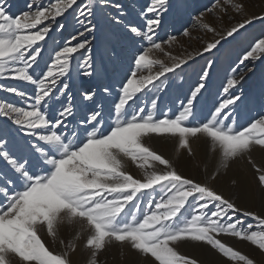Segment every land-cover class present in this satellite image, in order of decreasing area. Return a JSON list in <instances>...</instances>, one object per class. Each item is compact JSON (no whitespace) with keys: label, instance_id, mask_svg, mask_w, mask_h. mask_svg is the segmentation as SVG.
I'll return each instance as SVG.
<instances>
[{"label":"snow or ice","instance_id":"6c2138e0","mask_svg":"<svg viewBox=\"0 0 264 264\" xmlns=\"http://www.w3.org/2000/svg\"><path fill=\"white\" fill-rule=\"evenodd\" d=\"M188 7L185 0L175 4L148 0L136 13L141 21L136 23L114 0H51L47 6L36 0L19 15L8 11L7 0H0V78L34 86L29 95L21 88L0 85L23 101L21 105L0 100L4 121L0 126V264H78L73 259L78 249L87 254L85 264H106L102 257L112 246L134 254L136 259L130 264H202L180 251L186 244L209 247L229 264H257L220 237L250 242L264 254V214L241 208L209 181H216L235 161L247 160L264 193V165L251 158L254 149L264 151V116L242 128L235 127L232 118L237 102H243V83L258 67L261 78L253 98L264 105V36L240 58L243 67L232 69L223 87L225 97L199 122L195 108L207 90L211 60L176 113L157 116L158 97L151 100V110L147 102L137 105L149 86L160 91L167 87L162 77L218 49L227 38L235 39L255 22L264 24V11L249 13L243 0H216L215 7L206 12L227 15L231 11L240 19L218 32L205 22L206 12H200L197 23L218 38L201 51L176 57L165 46L176 41V36L157 42L158 32L174 26V13ZM69 13L83 30L55 50L51 62L37 75L41 42L49 37L57 19ZM103 25L119 29L133 44L148 45L134 49L118 90L102 81L92 54L95 34ZM57 27L63 29L64 24ZM183 35L190 32L185 29ZM121 56L122 49H110L114 64ZM74 60L82 77L92 81L79 91V102L67 82ZM154 68L158 70L153 72ZM232 89L239 94L230 93ZM50 102L60 104L59 109L49 110ZM78 111L82 113L79 119ZM13 125L26 138L22 143L11 134ZM153 136L175 139L178 150L189 156L194 154L190 141L203 138L217 158L214 170L209 172L205 165V181L184 175L147 143ZM130 162L140 170L139 176L127 170ZM231 183L237 186L239 181ZM153 192L159 200L148 199ZM241 214L255 223L246 224ZM64 229L70 230V239L62 235ZM57 244L59 251L51 249Z\"/></svg>","mask_w":264,"mask_h":264},{"label":"rangeland","instance_id":"374dc122","mask_svg":"<svg viewBox=\"0 0 264 264\" xmlns=\"http://www.w3.org/2000/svg\"><path fill=\"white\" fill-rule=\"evenodd\" d=\"M35 2L36 0H7L8 11L13 15H19L25 11H29L28 5L30 3L34 4ZM50 2L51 0H39V3L44 6H47ZM114 2H118L124 6L125 11L129 13L128 19L136 23H141L136 13L148 3V0H114ZM172 2L175 4L177 0H172ZM185 2L189 7L174 13V26H169L166 31L158 32L157 40V42H166L170 36L175 35L176 41L170 45L165 43V46L173 56L181 58L188 54L201 51L207 42H210L214 38H218L215 37L213 33L206 32L195 19L200 12H206V9L214 8L216 0H185ZM243 3L246 4L249 13L259 14L264 11V0H243ZM105 11L113 15L115 14V10L113 9H106ZM221 17H223V19H221ZM239 19L240 17L231 11H229L227 15L220 11L206 12L205 14V22L214 25L218 32L236 23ZM58 24H64V28L59 29L57 27ZM185 29L190 32L189 36L183 35ZM77 30L82 31L83 29L76 23L72 14L69 13L57 19V24L52 26L49 37L41 42L43 51L41 57L38 58L39 67L35 68L37 75L45 68L47 63L51 62L54 51L58 50L65 41L71 40L72 35L76 34ZM95 35L97 39L93 40L92 54L100 71L101 79L104 83H111L113 88L118 90L124 75L129 71V64L132 60L134 49L146 48L148 45L146 42L133 44L123 37L119 29L111 25H103L101 31ZM262 36H264V24L255 22L254 25L249 26L246 31L242 30L241 34L235 39L227 38L222 41L218 49L210 53H204L201 56H196L194 60L189 61L182 69H177L175 73L167 74V78L162 77L161 80L167 85L162 91L149 86V89H146L144 93L140 94L137 105L142 104V102H147L148 110H151V100L158 97L157 116L162 112L169 115L176 113L180 109V102L186 99L190 90L198 82L199 73L207 66L209 60H211L213 61V69L210 73V81L206 84L207 90L203 92L201 98H198V103L195 108L197 117L196 122H199L203 115L207 114L214 105L225 97L226 94L223 92V87L226 86L227 79L232 76V69L238 66L243 67L239 65L240 58L249 49L250 45L257 38ZM89 39H92V36H89ZM73 43H75V41H73ZM113 46L122 49V56L116 64L110 59V49ZM156 55L159 56L160 54L157 53ZM76 56L81 57V54L77 53ZM166 62L170 61L166 59ZM157 70L158 68L152 69L153 72ZM261 71V68L258 67L255 75L249 73L248 76L251 78L247 79L242 85L244 93L242 96L243 102H237L232 117L236 121L235 127L237 128L245 127L253 120L264 116V105L253 98L254 94L257 93ZM80 72L81 70L78 68L77 61L74 60L72 74L67 82L70 84V89L73 95L76 96L77 102H79V91L83 87L92 84L90 78L82 77ZM144 74L147 75V72L145 71ZM156 84L159 85L160 81H156ZM0 85H2L3 88L9 86L21 88L29 95L34 91V86L11 79L0 78ZM3 88H0V100L23 104V101H21L19 97L4 91ZM230 93L239 94V91L238 89H232ZM115 94L114 92L113 99L115 98ZM60 99L62 100L63 97H60ZM110 102L109 100L104 103L107 105L110 104ZM52 107L59 109L60 104L50 102L49 110H51ZM135 107L136 105H133V108ZM81 115L82 113L78 111L77 119H79ZM3 125V118H0V126ZM10 131L21 143L26 139L22 134L15 132L14 125L11 126ZM147 143H149L158 154H163L166 158L172 160L178 170L184 175L197 180L205 181L207 179L203 170L205 165L207 164L208 171L212 172L217 162L216 156L209 151V147L203 138L192 139L190 141L194 153L192 156H189L187 153H182V150H178L177 141L173 138L153 136V138L147 140ZM251 158L258 165H264V151L258 148L254 149L251 153ZM0 167H3L2 162H0ZM127 170L134 176L140 175V170L131 162ZM233 179L239 181L237 186L232 185L231 181ZM209 182L227 197L235 199L236 203L241 208L255 211L257 214H264V193L258 188L255 173L247 160L235 161L226 171L221 173L216 181ZM246 188L251 192L252 199L250 201L251 203L246 202L245 204L243 197ZM159 198L160 196L156 192H153L152 195L148 197V199L155 200H159ZM239 218L244 220L246 224L255 223L251 218L244 217L242 214L239 215ZM62 235L67 239L71 238V233L68 229H64ZM45 239L46 242L50 244V240L46 237ZM220 239L240 251V244L243 241L230 236H221ZM247 245L260 252V250L251 245L250 242H248ZM51 249L59 251L60 247L58 244L51 245ZM246 250L248 252H244V250L240 252L253 258L256 262L258 261L257 264H262L256 256V251H250L247 247ZM180 251L198 258L202 264H221V262L219 263L217 261L219 259L216 258L214 254L216 252L206 246L186 244L181 246ZM86 258L87 254L79 249L73 257L78 264H85ZM102 258L106 261V264H130V261L136 259L134 254L130 253L127 249H120L118 246L108 248ZM140 264H143V261H141Z\"/></svg>","mask_w":264,"mask_h":264},{"label":"bare ground","instance_id":"6f19581e","mask_svg":"<svg viewBox=\"0 0 264 264\" xmlns=\"http://www.w3.org/2000/svg\"><path fill=\"white\" fill-rule=\"evenodd\" d=\"M182 153H187L185 150H182L181 151ZM250 189V188H249ZM249 190L246 188L245 190H244V197H243V199H244V203L246 204V202L247 203H249L250 201H251V199H252V196H251V192L249 191ZM251 203V202H250ZM244 204V205H245ZM252 208V207H251ZM244 209V208H243ZM244 221V220H243ZM243 242H244V244H243ZM241 244H240V251L241 250H244V252H248L247 250H246V247L250 250V251H256V256L258 257V260H260L261 262L260 263H262V264H264V254H262L261 252H258L257 250H255L254 248H252V247H250L249 245H247L248 244V242L247 241H243ZM247 243V244H246ZM255 247V246H254ZM215 255H216V258H218L219 260H217L219 263L221 262V264H229L224 258H222L221 256H219L218 254H216V253H214ZM255 256V255H254ZM258 262V261H257Z\"/></svg>","mask_w":264,"mask_h":264}]
</instances>
